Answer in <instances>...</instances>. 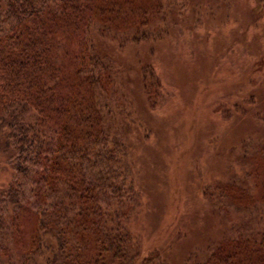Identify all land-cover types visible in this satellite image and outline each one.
<instances>
[{"label": "trees", "instance_id": "1", "mask_svg": "<svg viewBox=\"0 0 264 264\" xmlns=\"http://www.w3.org/2000/svg\"><path fill=\"white\" fill-rule=\"evenodd\" d=\"M172 8L168 0H0V150L12 171L0 189V264H171L156 249L142 256L130 227L138 193L127 99L102 46L166 34ZM153 75L141 74L147 99ZM254 117L264 122V113ZM259 141H241V175L209 198L236 216L233 229L183 264H264Z\"/></svg>", "mask_w": 264, "mask_h": 264}, {"label": "rangeland", "instance_id": "2", "mask_svg": "<svg viewBox=\"0 0 264 264\" xmlns=\"http://www.w3.org/2000/svg\"><path fill=\"white\" fill-rule=\"evenodd\" d=\"M168 3L174 10L166 34L121 48L105 41L102 52L120 69L127 99L125 136L138 193L130 227L142 256L156 249L183 264L233 229L236 211L224 217L209 198L216 184L241 175L235 162L241 141L257 147L264 138V122L254 117L264 113V5ZM144 68L157 78L149 99ZM257 162L251 165L259 169ZM11 172L0 150V189Z\"/></svg>", "mask_w": 264, "mask_h": 264}]
</instances>
